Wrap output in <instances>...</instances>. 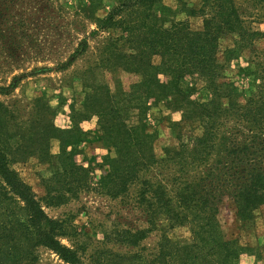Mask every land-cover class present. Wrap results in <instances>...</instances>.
Segmentation results:
<instances>
[{
  "label": "trees",
  "instance_id": "16d2710c",
  "mask_svg": "<svg viewBox=\"0 0 264 264\" xmlns=\"http://www.w3.org/2000/svg\"><path fill=\"white\" fill-rule=\"evenodd\" d=\"M163 1L122 0L94 33L122 30V38L105 52L102 67L140 75L139 86L147 99H166L169 109L182 113L181 122L174 125L178 148L158 158L155 136L145 124L147 111L140 110L138 125L129 127L106 86L95 83L94 92L86 98L87 109L99 118L103 141L117 155L106 158L110 170L99 180V187L115 200L134 184L136 208L146 223L145 228L120 230L114 239L107 236L105 240L134 248V253L101 247L87 257L77 244L62 243L74 239L75 228L49 217L32 188L11 166L33 156L48 163L50 139L58 135L65 143V137L56 134L62 131L50 121L39 130L36 121L17 128L13 111L0 103V264H41L42 248L65 264H239L242 256L253 252L238 240L225 238L219 214L227 200L240 223L247 226L264 205V74L258 76L254 91L240 92L225 81L226 64L219 62L218 53L226 37H237L235 46L225 51L229 57L236 50L250 49L264 35L246 27L236 0H202L198 11L184 3L181 13L203 18L200 31H193L186 20L162 28L158 13L169 12ZM246 1L260 5L264 13V0ZM18 3L0 0V32L9 5ZM155 57L161 59L159 65L154 64ZM91 73L90 69L84 76ZM195 76L210 92L208 102L191 100L192 93L181 89L183 80ZM9 89L0 88V94L8 95ZM185 123L200 128L202 134L184 136ZM75 137L74 133L66 136L70 142L62 147L61 168L44 180L47 207L66 205L86 185L88 171L74 160L76 150L67 151L77 146ZM178 227L190 228V244L182 245L169 236ZM153 233H161L157 252L144 254L140 246Z\"/></svg>",
  "mask_w": 264,
  "mask_h": 264
},
{
  "label": "rangeland",
  "instance_id": "374dc122",
  "mask_svg": "<svg viewBox=\"0 0 264 264\" xmlns=\"http://www.w3.org/2000/svg\"><path fill=\"white\" fill-rule=\"evenodd\" d=\"M121 1L19 0L16 7L9 5L0 32V88H10L8 95L0 94V103L13 111L16 117L13 124H18L17 128L36 121L35 129L39 130L50 121L62 131L56 134L65 137V143L56 134L58 138L50 139L48 163H42L33 156L13 163L11 168L32 188L49 217L63 220L75 228L74 239H63L62 243L67 246L77 244L86 250L87 257L101 247L120 253H134V248L126 249L119 244L107 243L105 238L109 236L114 239L120 230L134 231L146 227L144 217L136 208L137 190L134 184L125 196L115 200L105 195L99 187V180L110 170L106 158L117 155L102 139L98 116L87 109V95L94 92L91 86L97 83L109 89L120 118L129 127L138 125L140 110L147 111L145 124L147 132L155 136L154 152L158 158H163L166 150H175L179 146L178 128L175 129L174 125L181 122L182 113L169 109L166 99H147L139 86L142 81L140 75L102 67L105 52L115 46V41L121 39L123 33L121 29L94 32L98 31L99 22ZM184 3L197 11L203 4L202 0H164L162 5L169 12L163 15L158 13L162 28L168 29L175 21L186 20L193 31L203 29L202 17H189L181 13ZM236 4L246 27L264 35L261 6L246 0H236ZM236 38L221 40L218 60L226 64L225 81L235 84L240 92L249 94L256 89L258 76L264 74V38L255 40L250 49L236 50L228 57L225 51L235 46ZM120 45L125 50L129 48L122 41ZM153 62L159 65L161 59L155 57ZM90 69L93 73L84 76ZM159 78L162 83L167 81L163 75ZM181 89L192 93L191 100L205 103L211 99L204 81L198 76L183 80ZM37 117L44 118L45 122L41 123ZM73 133L78 144L67 147V151L76 150L74 160L88 171L86 185L79 196L66 205L47 207L44 180L60 170L62 147L70 142L66 136ZM201 134L200 128L183 124L184 136ZM219 220L227 240H238L242 246L253 250L242 256L239 264H264V205L256 212L254 222L243 226L234 207L225 200ZM169 236L182 245L192 241L189 227H178ZM160 240L161 233H153L141 244L142 252L155 254ZM39 254L41 264H65L46 249H40Z\"/></svg>",
  "mask_w": 264,
  "mask_h": 264
}]
</instances>
